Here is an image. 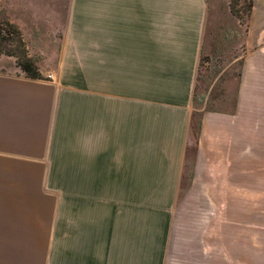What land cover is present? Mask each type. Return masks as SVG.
Returning a JSON list of instances; mask_svg holds the SVG:
<instances>
[{
  "label": "crops",
  "instance_id": "obj_1",
  "mask_svg": "<svg viewBox=\"0 0 264 264\" xmlns=\"http://www.w3.org/2000/svg\"><path fill=\"white\" fill-rule=\"evenodd\" d=\"M210 0H85L83 85L0 71V264H155L190 145ZM233 112H205L192 186L235 141L264 171V0ZM52 75V80L48 78ZM247 145V143H246Z\"/></svg>",
  "mask_w": 264,
  "mask_h": 264
},
{
  "label": "rangeland",
  "instance_id": "obj_2",
  "mask_svg": "<svg viewBox=\"0 0 264 264\" xmlns=\"http://www.w3.org/2000/svg\"><path fill=\"white\" fill-rule=\"evenodd\" d=\"M249 1L238 0L239 17L230 9L234 0L209 1L190 145L167 247H156L155 264H264V171L259 141H253L252 172L245 170L250 167L249 157H244L246 150L249 154V142L238 139L230 148L229 171L220 179L207 175L192 186L203 114L235 109L251 19ZM84 4L85 0H0V71L24 73L19 65L28 61L39 76L56 73V79L65 63V82L83 85Z\"/></svg>",
  "mask_w": 264,
  "mask_h": 264
},
{
  "label": "trees",
  "instance_id": "obj_3",
  "mask_svg": "<svg viewBox=\"0 0 264 264\" xmlns=\"http://www.w3.org/2000/svg\"><path fill=\"white\" fill-rule=\"evenodd\" d=\"M237 2H238V0H234V2H232V3L230 2V9H231V12H232L233 15L239 17L238 11L236 10V7H235L237 5ZM252 7H253V0H250L249 4H248V8H247V14L248 15L251 14ZM16 34H18L17 31H16ZM1 43H3V41L0 40V45H1ZM19 43H21L20 40H19ZM0 54H2L1 51H0ZM5 54H7V53H5ZM19 66H20L21 70L26 74V76H28L30 78H39L40 77L38 72L33 68V66L28 61H26V63L20 64ZM191 123H192V116H191V119H190V130H191ZM198 131H199L198 132V137H199L200 128H199ZM197 140H198V138H197ZM197 140H196V143H197Z\"/></svg>",
  "mask_w": 264,
  "mask_h": 264
},
{
  "label": "built area",
  "instance_id": "obj_4",
  "mask_svg": "<svg viewBox=\"0 0 264 264\" xmlns=\"http://www.w3.org/2000/svg\"><path fill=\"white\" fill-rule=\"evenodd\" d=\"M48 78H49L50 80H52V75H48Z\"/></svg>",
  "mask_w": 264,
  "mask_h": 264
}]
</instances>
